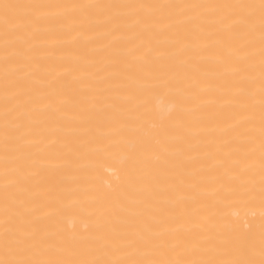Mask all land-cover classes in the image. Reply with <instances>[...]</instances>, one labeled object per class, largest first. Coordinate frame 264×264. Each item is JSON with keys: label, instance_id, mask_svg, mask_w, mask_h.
<instances>
[{"label": "bare ground", "instance_id": "bare-ground-1", "mask_svg": "<svg viewBox=\"0 0 264 264\" xmlns=\"http://www.w3.org/2000/svg\"><path fill=\"white\" fill-rule=\"evenodd\" d=\"M0 264H264V0H0Z\"/></svg>", "mask_w": 264, "mask_h": 264}]
</instances>
